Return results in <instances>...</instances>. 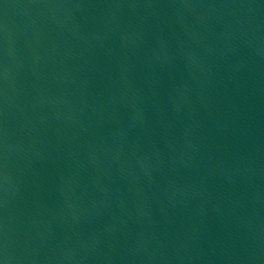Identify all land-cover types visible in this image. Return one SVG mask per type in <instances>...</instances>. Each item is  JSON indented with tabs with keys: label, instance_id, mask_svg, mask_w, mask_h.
<instances>
[{
	"label": "water",
	"instance_id": "95a60500",
	"mask_svg": "<svg viewBox=\"0 0 264 264\" xmlns=\"http://www.w3.org/2000/svg\"><path fill=\"white\" fill-rule=\"evenodd\" d=\"M0 264H264V0H0Z\"/></svg>",
	"mask_w": 264,
	"mask_h": 264
}]
</instances>
